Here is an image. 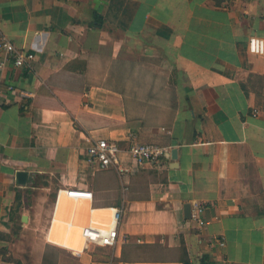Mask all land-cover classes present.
<instances>
[{
	"label": "crops",
	"instance_id": "0c3cea01",
	"mask_svg": "<svg viewBox=\"0 0 264 264\" xmlns=\"http://www.w3.org/2000/svg\"><path fill=\"white\" fill-rule=\"evenodd\" d=\"M254 35L264 37V0H0V41L35 54L19 67L0 47V260L264 264ZM168 89L170 104L133 115L131 92ZM131 133L170 153L138 164ZM88 138L116 141L130 170H93ZM75 188L92 198L67 193ZM115 209L117 243L86 248L85 224L108 230Z\"/></svg>",
	"mask_w": 264,
	"mask_h": 264
},
{
	"label": "built area",
	"instance_id": "2783aa9c",
	"mask_svg": "<svg viewBox=\"0 0 264 264\" xmlns=\"http://www.w3.org/2000/svg\"><path fill=\"white\" fill-rule=\"evenodd\" d=\"M0 47L4 49L8 55L14 60L16 66H23L28 61L34 59L35 54L32 52H24L18 49L10 39L6 36L2 37ZM249 51L254 54L264 56V37L251 36L249 39ZM254 115H257L255 112ZM129 153L138 164L150 161H160L168 156L170 148L159 145L157 143H145L138 140L133 133L130 134ZM88 147L86 148V161L93 170H106L109 168H118L121 171H129L128 167L120 166L119 153L121 147L116 141L104 138H88ZM72 197L91 199L93 193L88 189L75 188L67 192ZM202 211V208L199 209ZM121 211L115 209L113 213V225L110 229L105 230L91 223L85 224L81 234L84 239L86 248L91 246H114L118 241V223L121 220ZM200 224H204V220L198 218ZM0 264H15L7 259H1Z\"/></svg>",
	"mask_w": 264,
	"mask_h": 264
},
{
	"label": "rangeland",
	"instance_id": "374dc122",
	"mask_svg": "<svg viewBox=\"0 0 264 264\" xmlns=\"http://www.w3.org/2000/svg\"><path fill=\"white\" fill-rule=\"evenodd\" d=\"M155 63L152 61L151 63L148 62L147 66H146V70H147V74H146V83H145V87H147V89H149L152 86V82H151V77L153 78V74L150 73V71H154L155 68ZM161 66V65H160ZM164 67V65H162ZM149 68L151 70H149ZM149 71V72H148ZM144 87V86H143ZM171 88V87H169ZM130 95L132 96L131 99V106H132V113L133 115H135L136 113H138L139 111L144 113L146 111H151L152 113H155L156 108H155V103L156 101L159 102H168L169 104L173 101L174 99V94L172 93L171 89H168L167 92H162V91H151V92H146V91H134L131 92ZM150 99V100H149ZM150 103V106H145V103ZM153 106V107H152ZM64 254H68L63 250ZM6 258L10 259L9 256L6 255Z\"/></svg>",
	"mask_w": 264,
	"mask_h": 264
},
{
	"label": "water",
	"instance_id": "95a60500",
	"mask_svg": "<svg viewBox=\"0 0 264 264\" xmlns=\"http://www.w3.org/2000/svg\"><path fill=\"white\" fill-rule=\"evenodd\" d=\"M178 149H171V156L173 159L177 158ZM30 181V175L27 171H18L17 173V182L19 185H25ZM185 216L192 217V205L190 203H186L184 206Z\"/></svg>",
	"mask_w": 264,
	"mask_h": 264
},
{
	"label": "trees",
	"instance_id": "16d2710c",
	"mask_svg": "<svg viewBox=\"0 0 264 264\" xmlns=\"http://www.w3.org/2000/svg\"><path fill=\"white\" fill-rule=\"evenodd\" d=\"M3 253H5V252H3ZM51 255H52V253H51ZM51 255L46 256L47 258H46V262L44 264H56V262L53 261V258L51 257ZM8 260L12 261L11 259H8ZM14 263L15 264H21L20 261H16Z\"/></svg>",
	"mask_w": 264,
	"mask_h": 264
}]
</instances>
